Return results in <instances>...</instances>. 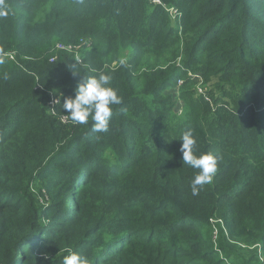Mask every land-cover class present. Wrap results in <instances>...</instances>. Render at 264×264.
<instances>
[{
	"label": "trees",
	"instance_id": "trees-1",
	"mask_svg": "<svg viewBox=\"0 0 264 264\" xmlns=\"http://www.w3.org/2000/svg\"><path fill=\"white\" fill-rule=\"evenodd\" d=\"M160 1L3 0L0 264H259L231 240L264 252V0ZM101 72L122 103L95 133L61 105ZM188 126L221 154L198 196Z\"/></svg>",
	"mask_w": 264,
	"mask_h": 264
},
{
	"label": "clouds",
	"instance_id": "clouds-1",
	"mask_svg": "<svg viewBox=\"0 0 264 264\" xmlns=\"http://www.w3.org/2000/svg\"><path fill=\"white\" fill-rule=\"evenodd\" d=\"M0 8L7 9L3 0H0ZM0 15H7V11H0ZM0 63H3V60H0ZM111 80L109 74L102 72L86 77L77 85L74 97H65L61 105V93L54 99V103L60 104L66 110V116L73 124L87 125L91 120L93 132L106 133L109 131L113 106L122 103V98L111 86ZM194 132L192 126H188L183 132L179 138L181 140L179 151L182 153L183 163L198 170L190 184L192 195L198 196L203 186L212 183L218 170V157L212 152L196 154L197 138ZM65 251L67 255L63 257V264H88L87 258L82 254L71 248H66Z\"/></svg>",
	"mask_w": 264,
	"mask_h": 264
},
{
	"label": "built area",
	"instance_id": "built-area-1",
	"mask_svg": "<svg viewBox=\"0 0 264 264\" xmlns=\"http://www.w3.org/2000/svg\"><path fill=\"white\" fill-rule=\"evenodd\" d=\"M154 3H158V4H162V2L160 0H150ZM169 12L174 15L176 13V10H174L173 8H169L168 9ZM72 45L71 44H68V45H64L62 43H57L56 44V47L59 48V49H69V50H76L78 47L77 46H73L71 47ZM78 58V56H76ZM79 60V58H78ZM193 78H196V89H197V92L199 94H202L203 96H205V98L207 99L206 97V93H205V90L206 88L203 86V83H202V78L199 74H191L189 73ZM182 82V80H178L177 83L178 85H180ZM254 249H256L257 253V259L259 261V264H264V252H263V249L261 248V245L259 243L255 244L253 246Z\"/></svg>",
	"mask_w": 264,
	"mask_h": 264
},
{
	"label": "rangeland",
	"instance_id": "rangeland-1",
	"mask_svg": "<svg viewBox=\"0 0 264 264\" xmlns=\"http://www.w3.org/2000/svg\"><path fill=\"white\" fill-rule=\"evenodd\" d=\"M171 91L174 92L173 89H172ZM198 94H199V93H198ZM211 102H212V99H211ZM179 105H180V102L178 101V103H177V105H176V109H178V113L181 112V108H178ZM214 154H215L217 157H219V156L221 155V154L218 153V152H214ZM219 158H220V157H219ZM219 158H218V160H219ZM215 238H216V236H213V239H215ZM231 242L234 243V244H236V245L239 244V245H241V247H244V248H247V249H249V250H253V251H254L253 246H254L255 244L259 243V242H257V243H252V242H248V241H232V240H231Z\"/></svg>",
	"mask_w": 264,
	"mask_h": 264
}]
</instances>
